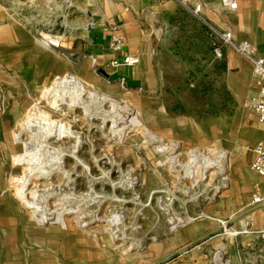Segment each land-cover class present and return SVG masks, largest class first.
Returning a JSON list of instances; mask_svg holds the SVG:
<instances>
[{"label":"rangeland","instance_id":"obj_1","mask_svg":"<svg viewBox=\"0 0 264 264\" xmlns=\"http://www.w3.org/2000/svg\"><path fill=\"white\" fill-rule=\"evenodd\" d=\"M1 1L33 33H74L80 28L75 21L89 13L86 0ZM92 22H87L88 27ZM162 70L170 76L177 71ZM97 72L67 74L84 86L66 93L69 101L62 111L46 101L53 80L33 97L15 131L21 143L17 142L20 152L14 160L23 154V142L28 167L14 164L11 190L30 214L32 209L23 200L43 212L39 216L51 213L55 222L39 223L33 216L35 224L64 225L82 241L86 238L87 264H168L181 258L197 259L200 264H232L224 246L226 236L240 251L238 264H262L256 256L263 243L241 249L240 231H230L224 220L225 210L234 211L224 199L237 188L230 142L214 138L190 143L160 137L158 101L145 107L143 91L110 84ZM85 87L105 101L99 114L72 102ZM41 115L40 122L34 119L27 128L23 125L26 117ZM75 136L80 137V146ZM34 140L47 148L35 149L38 162L32 166L28 142ZM71 150L75 152L70 154ZM207 152H224L227 158L224 163L204 165L202 156ZM24 173L26 189L19 179Z\"/></svg>","mask_w":264,"mask_h":264},{"label":"crops","instance_id":"obj_2","mask_svg":"<svg viewBox=\"0 0 264 264\" xmlns=\"http://www.w3.org/2000/svg\"><path fill=\"white\" fill-rule=\"evenodd\" d=\"M185 1L189 5L201 3L203 18L208 23L219 29L228 28L237 42L248 43L253 53L264 60V0H235V11L224 8L220 0ZM85 5L89 13L82 21H75L80 28L74 33L45 34L39 30L33 33L10 15L0 0V264H87L86 238L82 241L64 230V225L57 228L35 224L33 216L38 217L39 223L55 222L51 213L39 216L43 212L35 211L23 200L24 205L32 209V215L24 209L11 190L10 173L14 164L28 167L23 142V154L14 160L20 152L17 142L21 143V135H15V131L33 97L53 87L46 101L55 111L65 110L69 101L66 93L84 86L76 77L67 74L84 75L90 69H97L98 75L99 71L117 72L138 81L139 91L144 92L145 107L151 106L153 100L160 106V137L190 143L214 138L230 142L235 153L232 172L237 188L234 187L232 196L224 199L234 210L231 214L225 210L224 220L230 231H240L238 246L241 249L262 244L254 231L264 224V205L250 206V201L255 193L264 197V178L250 169V149L264 143V126L257 123L246 107L247 100L258 92L250 64L234 50L223 47L218 60L224 71L219 81L235 101L232 114L219 113L200 119L171 114L167 108L184 96L174 99L165 92L167 72L162 69H185L179 55L181 47L190 49L198 60L206 49L209 52L203 59L212 60L206 27L174 0H86ZM90 19L93 22L88 27ZM114 40L121 43L117 52L111 50ZM129 56H136L137 63L116 69L111 67L110 63H122ZM208 61L205 69H215ZM61 75L65 76L59 78ZM34 119L40 122L43 117L28 116L23 125L26 127ZM28 143L33 166L38 162L34 154L36 147ZM226 158L224 152H207L202 156V164L224 163ZM19 179H23L22 188L26 189L25 173ZM224 240L231 263L238 264L241 254L237 245L232 244L231 237L229 241L227 236ZM168 264L200 263L197 259L181 258Z\"/></svg>","mask_w":264,"mask_h":264},{"label":"trees","instance_id":"obj_3","mask_svg":"<svg viewBox=\"0 0 264 264\" xmlns=\"http://www.w3.org/2000/svg\"><path fill=\"white\" fill-rule=\"evenodd\" d=\"M203 29V27H201ZM205 30V29H203ZM206 31V32H205ZM205 34L210 42V52L213 59L204 60L209 51L206 49L200 53V60L195 59V55L190 49H182L179 55L185 64L183 68L177 69L174 76L165 75V92L175 96H184L182 100H174L167 110L171 114L187 115L196 119L216 116L219 113L232 114L235 109V101L230 96L223 84L219 81L222 74V62L214 57V49L219 47L218 41L210 36L206 29ZM199 34H202L201 31ZM184 51V52H183ZM182 52V53H181ZM205 62L204 65L202 62ZM211 61V67L215 69H205L206 63ZM192 68V69H191ZM194 68V69H193Z\"/></svg>","mask_w":264,"mask_h":264},{"label":"built area","instance_id":"obj_4","mask_svg":"<svg viewBox=\"0 0 264 264\" xmlns=\"http://www.w3.org/2000/svg\"><path fill=\"white\" fill-rule=\"evenodd\" d=\"M161 1V0H159ZM182 5L190 14L195 16L208 30L211 37L218 41L219 47L214 49V57L221 59L223 47L230 48L236 53L240 54L251 66L252 76L258 86V92L247 100L246 107L254 114L257 123L264 126V60L257 57L251 46L246 42H237L228 28L219 29L208 23L202 15L203 5L201 3L189 5L185 0H174ZM221 5L231 11H235L237 3L235 0H220ZM54 46V45H53ZM55 47V46H54ZM121 47L120 41L114 40L111 50L113 52L119 51ZM138 58L136 56H129L124 59L122 63L112 62L111 67L118 68L120 66H132L136 64ZM252 154V161L250 169L256 175L264 178V143H259L250 149ZM264 205V197L258 193L252 195L250 206ZM251 223V220L249 219ZM251 225V224H250ZM255 234L262 239L263 244L258 247V254L256 258L264 264V224L259 229L254 231Z\"/></svg>","mask_w":264,"mask_h":264},{"label":"bare ground","instance_id":"obj_5","mask_svg":"<svg viewBox=\"0 0 264 264\" xmlns=\"http://www.w3.org/2000/svg\"><path fill=\"white\" fill-rule=\"evenodd\" d=\"M44 40V39H43ZM57 46H60V44H57ZM73 103H76V104H79V105H82L84 110H87L89 112H91V114H99L100 112L98 111L99 109L103 108L104 107V103L105 101H101L99 99V97L97 96V94L90 88V87H85L83 88V94L82 95H77L74 100L72 101ZM104 102V103H103ZM98 117V116H96ZM32 130V129H31ZM35 130H37V126H35V129L32 130L34 131L33 134H35ZM75 139V144L77 146H80V144L82 143L80 141V137L78 136H75L74 137ZM36 140V139H35ZM32 141L33 145L36 146V148L38 147V149L40 148H45L46 147V144L40 142V140L37 141ZM47 148V147H46ZM41 150V149H40ZM56 151V150H55ZM48 152V151H47ZM75 150H71L70 151V154L71 153H74ZM65 154V153H64ZM63 155V154H62ZM61 155V156H62ZM66 155V154H65ZM59 159H60V156H58ZM49 167V166H48ZM49 169V168H48ZM56 169V168H54ZM53 170V169H52ZM54 172V171H53ZM48 175V174H46ZM51 175V174H50ZM57 195V194H56ZM60 200V199H59ZM55 201V200H54ZM77 206V205H76ZM87 214V213H86ZM88 215V214H87ZM90 216V215H89ZM123 239V238H122Z\"/></svg>","mask_w":264,"mask_h":264},{"label":"water","instance_id":"obj_6","mask_svg":"<svg viewBox=\"0 0 264 264\" xmlns=\"http://www.w3.org/2000/svg\"><path fill=\"white\" fill-rule=\"evenodd\" d=\"M99 75L110 84L121 83L124 85V89L131 91H139L140 83L138 81L130 80L128 77L120 75L117 72L106 73L105 71H99Z\"/></svg>","mask_w":264,"mask_h":264}]
</instances>
